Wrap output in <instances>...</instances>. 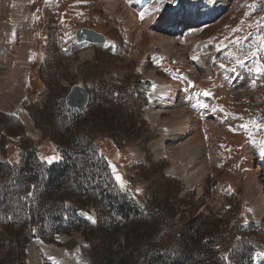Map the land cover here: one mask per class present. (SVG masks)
Returning a JSON list of instances; mask_svg holds the SVG:
<instances>
[{"label":"rangeland","instance_id":"1","mask_svg":"<svg viewBox=\"0 0 264 264\" xmlns=\"http://www.w3.org/2000/svg\"><path fill=\"white\" fill-rule=\"evenodd\" d=\"M186 8L194 15L218 11L193 24ZM50 25L56 49L47 38ZM80 27L107 35L110 45L121 43V55L108 51V45L74 43ZM163 37L174 43L172 48L161 44ZM95 58L129 64L133 71L139 66L138 74L153 84L138 140L131 137L119 149L110 140L101 143L123 188L151 194L152 185L162 187L156 174L163 172L166 181L176 182L165 194L194 192L184 197L194 203L176 219L236 206L246 218L264 221L255 189L260 185L264 196V72L256 71L264 66V0H0V117L23 108L21 121L33 144L42 153L55 152L45 128L49 107L89 76L86 68ZM240 61L250 70L238 71ZM226 68H236L238 76ZM11 80L20 88L15 100L3 95ZM174 91L177 100L166 106ZM27 108L40 117L33 118ZM187 129L190 134L181 136ZM16 139L6 140L11 160L18 159ZM4 157L0 153V160ZM84 243L80 232L59 236L55 243L32 240L27 264H88L79 247Z\"/></svg>","mask_w":264,"mask_h":264},{"label":"trees","instance_id":"2","mask_svg":"<svg viewBox=\"0 0 264 264\" xmlns=\"http://www.w3.org/2000/svg\"><path fill=\"white\" fill-rule=\"evenodd\" d=\"M50 27L47 38L56 49ZM121 45L116 42L107 50L121 55ZM136 68L93 59L86 68L89 76L76 82L90 92L86 109L68 107L65 98L49 107L45 128L55 142L53 153H42L33 144L20 118L0 117V153L5 156L0 160V264H27L29 242L55 243L75 232L85 240L79 247L88 264L256 263L264 248V221L246 218L236 206L176 219L192 206L195 200L184 197L194 192L165 194L176 182L166 181L163 172L156 174L162 187L152 185L151 194L138 195L119 185L101 143L110 140L122 148L131 137L138 140L146 125L143 106L151 82ZM9 138H18L17 160L7 155ZM51 157L57 159L50 163Z\"/></svg>","mask_w":264,"mask_h":264},{"label":"water","instance_id":"3","mask_svg":"<svg viewBox=\"0 0 264 264\" xmlns=\"http://www.w3.org/2000/svg\"><path fill=\"white\" fill-rule=\"evenodd\" d=\"M76 39L79 43L89 42L98 45H104L107 41L106 36L103 33L89 27H80L76 31ZM65 101L70 108L84 110L89 101V92L85 86L76 83L66 95ZM20 111V109H15L13 115L19 116Z\"/></svg>","mask_w":264,"mask_h":264},{"label":"bare ground","instance_id":"4","mask_svg":"<svg viewBox=\"0 0 264 264\" xmlns=\"http://www.w3.org/2000/svg\"><path fill=\"white\" fill-rule=\"evenodd\" d=\"M194 8V7H193ZM218 10L215 9L213 12L211 11L210 13H199V14H193L192 10H189L188 8L185 9L184 14L186 15L187 19H192L194 21L193 24H199L200 22H204L206 20H209L213 17V15L217 12ZM173 20V19H172ZM174 21V20H173ZM172 21V22H173ZM163 24H166V26H168L167 20H165L163 22ZM161 44H164V46L166 48H172L174 43L171 40L166 39L165 37L161 38ZM160 44V45H161ZM157 47V46H156ZM169 52V51H168ZM89 52H86L85 54H87ZM179 53V52H178ZM25 61V60H24ZM23 62V61H22ZM24 63V62H23ZM13 73L15 74L16 69L13 68ZM11 78H13V76H11ZM15 81V80H14ZM15 84V83H14ZM5 89V88H4ZM7 89H9V91L7 92V94L4 92L3 95L5 96V98L7 99H14V98H18L20 96V88L16 87L12 84V80L10 81V85L7 87ZM172 94V97L170 99V104H167L166 106H170L173 105L174 102L177 100L178 97V92L174 91ZM2 99V97H1ZM15 100V99H14ZM189 127V126H188ZM190 130H186L183 132V134L181 136H183L184 134H190ZM179 136V135H178ZM174 138H177L176 136ZM256 192L259 194V196L257 197V204L259 205L260 211L262 210V208L264 207V196L262 197V193H263V189L260 185H256ZM259 216H261L262 211L258 213Z\"/></svg>","mask_w":264,"mask_h":264},{"label":"snow or ice","instance_id":"5","mask_svg":"<svg viewBox=\"0 0 264 264\" xmlns=\"http://www.w3.org/2000/svg\"><path fill=\"white\" fill-rule=\"evenodd\" d=\"M143 16H144V14L141 13V19H143ZM256 71L258 73L259 72H264V66H261V67L257 68ZM260 143H261L262 146H264V140H262ZM56 159H57L56 157H51V158H49V162L50 163L54 162ZM116 178H117L118 181H120V185L123 188L125 186V182H124L123 178L120 175H117ZM137 191H139V189ZM92 222L95 223L96 221L93 219Z\"/></svg>","mask_w":264,"mask_h":264}]
</instances>
